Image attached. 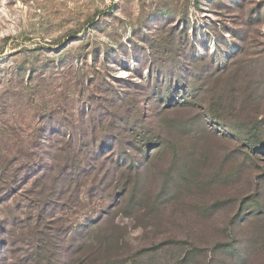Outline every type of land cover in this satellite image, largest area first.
<instances>
[{
    "label": "rangeland",
    "instance_id": "obj_1",
    "mask_svg": "<svg viewBox=\"0 0 264 264\" xmlns=\"http://www.w3.org/2000/svg\"><path fill=\"white\" fill-rule=\"evenodd\" d=\"M0 264H264V0H0Z\"/></svg>",
    "mask_w": 264,
    "mask_h": 264
}]
</instances>
